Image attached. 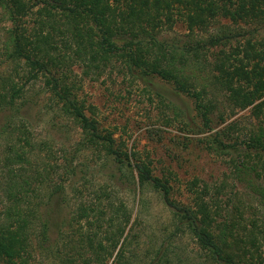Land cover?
Segmentation results:
<instances>
[{"label": "trees", "instance_id": "obj_1", "mask_svg": "<svg viewBox=\"0 0 264 264\" xmlns=\"http://www.w3.org/2000/svg\"><path fill=\"white\" fill-rule=\"evenodd\" d=\"M0 9L11 25L7 31L6 61L15 64V75L24 73L26 84L44 82L49 98L82 130L83 148L104 152L117 166L123 181L132 182L133 186L138 182L142 194L148 188L160 194L176 221V231L189 233L212 263L245 264L244 256L237 251L244 240L219 227V210L208 202L207 189H190L192 206L174 200L170 181L156 177L150 163L135 153L129 155L111 133L103 134L95 118L87 116L76 84L70 81L75 66L82 68L85 75L97 78L120 64L123 73L133 79L156 77L191 98L205 128L211 127L220 95L234 109L254 106L256 115H264V41H260L264 32V0H0ZM222 20L234 26L212 32L215 23ZM178 22L187 26L190 35L184 42L164 37ZM198 33L203 37L198 38ZM228 46L230 51H226ZM213 51L217 53L211 63L208 54ZM15 78L3 82L0 110H13L17 100L25 95L26 85L19 86ZM16 130L18 140L30 145L24 137V125ZM225 136L216 133L212 142L207 143L210 149L225 155L234 148L225 144ZM248 147L254 150L255 157H262L264 127L250 138ZM28 162L26 149L17 148L15 143L9 145L3 158L8 204L3 210L0 207L2 264H34L35 236L47 241L53 227L52 206L66 201L65 189L56 185L48 196L46 217L39 219L30 207V194L35 189L23 167ZM192 187H198L197 181ZM105 201L116 230L107 239V246L102 240L96 242L100 253L109 252L112 246L111 255L125 233L119 221L127 225L132 219L125 203L117 201L106 188L93 205L81 206L78 219L97 216L98 205ZM242 228L247 232V226ZM249 231L252 246H256L259 235L264 241L263 229ZM89 241L93 243L94 239L89 237ZM126 245L123 243L118 250L117 264H125Z\"/></svg>", "mask_w": 264, "mask_h": 264}, {"label": "rangeland", "instance_id": "obj_2", "mask_svg": "<svg viewBox=\"0 0 264 264\" xmlns=\"http://www.w3.org/2000/svg\"><path fill=\"white\" fill-rule=\"evenodd\" d=\"M229 26L234 25L222 20L215 23L212 32ZM10 27L0 9V92H4L3 82L9 83V77H16L19 86L26 85L24 97L17 100L13 110H0V173L4 174L0 175V207L3 210L8 204L3 158L13 143L28 153L29 162L23 167L32 179L35 192L30 194V207L39 219L46 217L48 196L56 185L65 189L66 197L62 205L52 206L53 227L47 241L34 238V264H117L116 255L125 242V264H214L189 233L176 231V221L160 194L150 188L142 194L137 181L136 188L132 182L123 181L117 166L104 152L83 148L82 130L49 98L43 81L26 84L24 73L15 75V64L6 61ZM188 35L187 26L178 22L164 37L184 42ZM196 36L203 37L199 33ZM260 41H264V32ZM230 50L228 46L226 51ZM216 53L208 54L211 63ZM123 71L118 64L96 78L85 75L78 66L73 68L70 82L76 84L87 116L95 118L103 134L111 133L129 155L135 153L150 163L156 177L170 181L174 200L192 206L190 191L207 189L208 202L219 210V227L244 240L237 251L244 256L245 264H264L262 237L258 236L256 246L249 243L248 237L249 230H264V152L257 158L248 147L250 138L264 127V115H256L254 106L234 109L220 95L211 127L205 128L194 101L178 93L173 85L156 77L136 80ZM23 125L30 145L18 140L16 129ZM216 133L226 135L225 144L234 146L225 155L207 144ZM194 181L198 187L191 188ZM106 188L132 214L129 224L119 221L125 233L111 255L112 246L109 252L100 253L97 243L102 240L107 246V239L116 230L106 201L98 205L97 216L78 219L81 206L93 205ZM89 237L95 242H90Z\"/></svg>", "mask_w": 264, "mask_h": 264}]
</instances>
